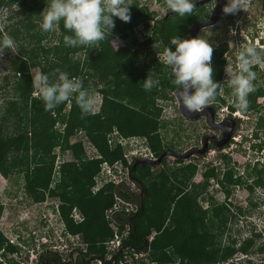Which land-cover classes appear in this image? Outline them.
<instances>
[{
  "label": "trees",
  "instance_id": "16d2710c",
  "mask_svg": "<svg viewBox=\"0 0 264 264\" xmlns=\"http://www.w3.org/2000/svg\"><path fill=\"white\" fill-rule=\"evenodd\" d=\"M15 4L16 13L23 15L27 12L28 18L4 26L0 29V37L7 34L15 41H28L30 47L24 49L21 44L11 62L14 74L21 76L15 82L13 97L6 101L0 116V174L4 177L21 174L23 189L36 204L42 203L46 196L56 200L58 217L66 231L78 236L85 247L75 250L74 264H119L124 258L123 248H127L129 254L148 251L154 264H219L237 251L246 252L255 241L253 238L245 240L240 250H236L235 242L221 244L228 221L227 203L210 205L206 210L199 206L198 199L207 189L208 182L217 178L214 167L206 169L202 183L192 184L196 166L190 163L170 173L165 170L153 172L148 164L129 165V177L140 191L139 201L134 199L136 196L132 192L121 190L113 183L96 190L103 163L109 166L117 162H121L123 167L127 165L123 159L126 148L116 141L109 143L114 132L124 138L144 141L157 158L170 151L160 138L161 109L156 106V100H167L169 94L175 91V86L156 55L167 46L174 50L169 41L183 29L177 30L173 18L155 21L151 30L146 28L144 40L138 43L131 31L135 22L140 19L146 23L154 16L146 7H139L133 2L129 8L130 21L126 23L113 17L115 27L109 39L101 42L98 48H69L63 42V36L70 34L63 28V22L58 26V38L49 45L42 44L45 35L33 31L36 27L32 19L38 18L37 12L41 10L37 0H0V9ZM149 32L150 35L146 36ZM115 36L122 38L124 46L114 51L110 41ZM218 48L213 52L211 63L213 80L222 87L224 61L221 55L227 51V45L222 44ZM144 51L147 53L142 57ZM29 67H37L48 74L60 69L70 77L80 78L91 94L97 93L101 98L99 107L82 116L73 97L67 112H64L67 102L53 111H45L40 98L37 95L33 97L35 89L28 74ZM150 70L158 72L160 84L151 92H146L142 81ZM50 78L55 80L54 75ZM221 87L216 101L219 106L225 104L219 97ZM256 95L254 92L249 94L248 111L255 109ZM231 110L234 111V108ZM9 120L10 124L17 123L15 131H8L9 126L5 123ZM58 123L63 126L62 131L56 127ZM78 130L84 132L85 140L70 143ZM87 144L95 151L88 152V159L85 156ZM57 148L62 153L69 152L71 159L61 162L58 179L55 181L53 178V182L54 151ZM211 148L216 149L214 146ZM218 159L225 160L227 156L221 154ZM223 175L219 184L228 197L230 187L239 185L240 178H236L229 169ZM260 181L259 178L255 184ZM51 182L53 187H50ZM248 189L252 190V187L248 186ZM116 193L125 200L135 202L138 212L114 217L119 230L128 224L130 231L123 239L120 251L112 253L107 260L106 243L113 237V230L104 213L113 206ZM72 210L80 215V222L70 217ZM1 213L0 205V217ZM19 250L0 232V264H6L7 259H12ZM44 257L45 253L39 254L36 264H59V254L54 253L46 260Z\"/></svg>",
  "mask_w": 264,
  "mask_h": 264
},
{
  "label": "rangeland",
  "instance_id": "374dc122",
  "mask_svg": "<svg viewBox=\"0 0 264 264\" xmlns=\"http://www.w3.org/2000/svg\"><path fill=\"white\" fill-rule=\"evenodd\" d=\"M46 2L47 0H37V4L41 7V10L37 12L38 18H33L32 21L36 27L33 31L45 35L42 44L49 45L56 41L59 33L58 27L50 32H42L40 30L41 18L39 14L46 7ZM128 2L131 4L129 8L133 5V2H136L139 7H146L148 12L152 13L154 16L153 19L148 18L146 23H143L139 19L131 29L133 39L141 43L145 38L144 34L146 33V28L147 30H151V26H153L154 22L160 21L165 16L167 12L166 0H128ZM263 2L264 0H250V7L247 10V14L256 19L264 17ZM27 4L29 5L28 2ZM5 9L8 10V15L2 19L0 29L4 26H11V24L16 23L21 18L24 20L28 18L27 12L23 15L16 13L17 4L12 7L0 9V13ZM184 18H187V16ZM177 19L178 21L175 23L177 30H182L185 27V19L183 20V18L180 17ZM246 24L247 21L241 18L240 12L235 15L225 14L222 20L213 28L202 31V37L207 38L208 42L213 47L223 43L226 44L228 48L226 56L229 57V59H225L222 73L224 82L219 91V97L225 101V104L218 107L215 116V122L217 123L230 116L227 106L235 99L229 94L226 95L224 89L227 87L229 73L238 71L236 64L231 65L232 62L236 63L233 37L234 35L238 36L239 32H246L244 27ZM233 32L235 34H233ZM149 35L150 32L146 36ZM112 40L118 45L116 50L124 46V42L120 36H115ZM15 44L16 47L13 52L5 50L4 55L0 57V116L6 101L13 97L15 82L21 76V74H14L11 68V62L21 44H23L24 49L30 47L28 41L21 39L16 40ZM110 45L115 50L112 41H110ZM144 52L142 57L147 53V51ZM161 53L162 52H159L156 55L158 60ZM37 70H39L37 67H29L28 74L31 80V72ZM253 70L257 73V79L254 81V84L256 88H258L257 90H260L264 87V65H256V69ZM255 94H262L255 102V109L246 113L239 112V118L236 117L239 121L225 124L224 134H226L229 139L222 146L224 147L223 151L211 148L213 145H209L208 138H205L206 136L212 135L222 140L223 137H220V133L222 135L221 128H212L203 117L188 119L185 116H181L176 100L171 94H169L167 100H156V106L161 108V116L159 118V134L161 141L165 148L170 149L172 152H176L179 154V157L165 156L160 162H157L158 158H156L154 163L148 164L151 166V171L160 172L165 170L167 173H170L180 170L183 166L190 163L196 166L195 174L190 182L192 184L202 183L204 181L203 174L206 169L210 167L219 168L218 181L223 180L224 175H222V173L228 169L233 171L236 178H240L239 185L230 187L228 197L224 195L221 185L217 184L218 181L210 180L204 194L198 199L199 206L202 210L208 209L210 205H218L221 203L228 204V221L224 230L225 234L221 239L222 245L235 242L234 246L237 248L236 250H240V245H242L245 240L249 239L250 236L255 240L251 243L246 252L237 251L229 259L219 264H264V167L259 165L256 166L255 169L250 170V165L253 162L252 160L255 154L245 150L244 147L237 144V142L244 139L245 135H250L251 131L255 136L263 137L264 139V93L258 91ZM93 95L96 98V104L93 109L94 112L99 107L101 98L97 93H93ZM35 96L36 95L33 93V97ZM69 105V102H67V107L64 112L68 111ZM234 112H238L236 108ZM5 124L9 126L8 131H15L17 123L10 124L9 120ZM56 127L60 131L63 130V126L59 123L56 124ZM16 130H18V128ZM81 140H85L84 132L78 130L70 139V143L81 142ZM137 140V138L132 139L130 141L132 147L127 146V149L133 148L139 151L138 146L140 143ZM205 143H208L207 150L203 153L198 152L204 147ZM86 146L88 147V151L85 152L86 155H84L87 158L88 152L95 153V151L88 144ZM246 147L247 146H245V148ZM54 153V162L56 163V166L54 164L55 169H59V163L67 162L71 159L70 153L67 151L62 153L57 148ZM221 154H226L227 159H218V156ZM176 159L181 161L177 162ZM263 160L264 154L261 156V161ZM136 164L142 163H139V160H134L131 166ZM53 177L55 181L58 179V175H54ZM259 178L261 181L256 185L255 182ZM54 180L53 182H55ZM53 182H51L50 187H53ZM96 182L98 184L97 187L103 185L102 182ZM248 186H251L252 190L248 189ZM23 188L24 179L21 174H14V176L9 177H4L0 174V205L2 207L0 232L6 240H9V242L20 248L19 253L12 259H7L8 261L5 260L6 264H9V262L36 264L38 255L44 253V260L48 257H52V255L56 253L59 254V264H74V258L77 252L73 250L72 244L79 243L80 239L78 237L79 241H75V239L71 237L72 241L69 239L66 242L62 232L61 236H59L60 239H57L56 234H60L61 226L59 223L58 226L54 225L57 220L56 200L46 196L42 203L36 204L26 195ZM118 188L130 191L125 184H121ZM136 194L137 196L134 199L139 201L141 199L140 192L137 191ZM74 220L78 223L80 219L74 216ZM256 234L258 236H255ZM54 239L56 241H53ZM46 240L49 241L50 246L43 245V242H46ZM60 241L66 242L67 245L60 244V247H56V243H60ZM82 248L84 249L85 247ZM259 249L262 250L260 251ZM71 253L72 256H70ZM244 254H247V257H245L246 255ZM124 256H126V258L124 257L123 260L127 259V261H129V253H127V255L124 254ZM138 258H140V256ZM140 259L141 261L137 260L133 264H154L150 260L149 255L145 256L144 254ZM124 264H128V262Z\"/></svg>",
  "mask_w": 264,
  "mask_h": 264
},
{
  "label": "clouds",
  "instance_id": "9594fccd",
  "mask_svg": "<svg viewBox=\"0 0 264 264\" xmlns=\"http://www.w3.org/2000/svg\"><path fill=\"white\" fill-rule=\"evenodd\" d=\"M249 2L250 0H227L226 5L222 8L224 14L235 15L240 12L241 18L247 21L246 26H244L246 32H239L238 36L234 35L233 37L236 63L232 62L231 65L236 64L238 71L235 73H229V84L233 90V96L235 98L233 103L238 112H234L235 108L234 111L229 112L231 117V121L229 122H233L234 120H236V122L239 121V112L246 113L249 110V94L254 92L255 95V93L259 91L254 84V81L257 79V73L253 69H256V65H264V17L256 19L249 16L247 14V10L250 7ZM195 4L196 0H166L167 10L174 12L175 16L180 18L193 15L196 9ZM130 5L131 4L128 0H47L46 7L39 14L41 18L40 30L42 32H50L63 22V28L66 32L70 33L63 36V42L66 47L98 48L101 42L109 39L112 29L115 27L113 17L126 23L130 21ZM262 7L264 8V2ZM7 15L8 10H3V12L0 13V20ZM233 34L235 33L233 32ZM111 41L116 50L118 47L117 43L112 39ZM169 44L174 46V50L170 49L168 46L165 47L159 56V61L168 70L171 82L175 86V91L170 94L175 98L179 109L182 108L184 110V115L187 114L190 116L193 113H200L207 106H212L216 103L218 90L221 87V84L213 80L214 70L211 64L214 50L213 46L208 42L207 38L202 36L188 39H181L178 36H174L170 39ZM15 47V41L11 36L4 34L0 37V57L4 55L5 50L13 52ZM223 59L228 60L229 57L226 56L223 57ZM31 75L32 84L36 90L34 95H37L43 102L45 111H53L61 104L69 102L70 99L74 97L75 103L79 107L82 116H86L93 112L96 98L87 88L84 87L83 81L80 78L70 77L67 72L61 71L60 69H56L54 74H48L37 70L31 72ZM50 75H54L55 80L51 79ZM223 82L224 79H222V83ZM159 84L160 79L157 71L150 70L142 81L143 90L146 92H151L154 88L159 87ZM260 92L264 93V89L262 90L261 88ZM260 95L262 94L256 95L255 102ZM218 107L219 105L217 106V111ZM180 114L183 116L182 113ZM222 134H224V129L222 130ZM138 141L140 143L138 146L139 151H142L144 148L149 150L144 141ZM237 144L244 147L245 150L255 154L254 159L252 160L253 162L251 161L250 170L255 169V167L259 165L264 167V160L261 161V156L264 154L263 137H257L252 134L251 131L250 135H245L244 139L237 142ZM245 146L247 147L245 148ZM218 148H222L220 151H223V147ZM152 154L153 158H141L136 160H139V162L143 160L154 161L157 157L154 156V153ZM54 164L56 166L55 162ZM60 164L61 163L58 165ZM58 170L59 169L54 168L52 180L54 175H59ZM211 180H213V178ZM134 184V190L130 184H125V186L130 189V192H132L134 196H137L136 193L139 191V188H137L136 183ZM105 185L106 184L103 186ZM114 185L118 187L121 184ZM117 196H119L118 193H116L115 197ZM126 201L135 204V202L131 200ZM135 205L137 207L135 213H115L112 215V218L114 219L116 215L128 216L136 214L138 212V206L137 204ZM56 214L57 223L54 225L58 226L59 223L61 226L60 234H56L57 239H60L59 236H61L62 232V235L65 236H63V238L66 242L69 239L72 241V238H74L75 241H79L78 236H73L66 231L63 222L58 217L57 207ZM74 216H77L80 219V215L75 210H72L70 217H72L73 220ZM80 221L81 220H79V222ZM114 221L116 224L117 221L115 219ZM126 225L129 227L128 224H124L123 230H119L118 225H115L118 234L122 235L121 242L119 248L116 250H111L109 246V242L113 237L106 243L107 260L111 258L112 253L120 251L121 243L123 239L128 236L130 231L129 227L127 234L124 235ZM250 238L253 237L250 236ZM151 239L152 238L150 237L149 241H151ZM53 241L56 240L54 239ZM66 242L60 241V243H56L55 246L60 247V244L66 246ZM43 245L50 246L49 241L46 240V242H43ZM72 247L73 250H78L83 249L82 247L84 246L79 242L73 243ZM121 250H123V257H126L124 254L127 255V248ZM133 254H145L146 256L148 255V251H142L140 253L133 252L132 254H129V257L133 258ZM244 255L247 257V254ZM138 260L141 261L140 258ZM124 261L125 259L119 263ZM136 261L137 260L134 262ZM91 264H97V262H92Z\"/></svg>",
  "mask_w": 264,
  "mask_h": 264
},
{
  "label": "built area",
  "instance_id": "2783aa9c",
  "mask_svg": "<svg viewBox=\"0 0 264 264\" xmlns=\"http://www.w3.org/2000/svg\"><path fill=\"white\" fill-rule=\"evenodd\" d=\"M132 139H136V138H124L122 136H119L116 132H114L111 135V137L109 139V143L116 141L119 145L126 148V150L123 154V159L126 161L127 165L123 167L121 162L114 163L112 166H109L108 164L103 163L101 166V172H100L101 176L99 174V177H97L98 182H102L103 185L107 184V183H114V184H118V183L128 184V183H130V185H132L131 187L133 189L135 188V184L129 178V171L127 169V166H129V165L131 166L132 161H134L136 159L153 158V154L145 148L142 151L141 150L138 151V150H135L133 148L127 149V146L132 147L131 142H130ZM98 158H100V157H98ZM97 185L98 184L96 182V190L103 186V185H101L100 187H97ZM136 211H137V207L135 204H133L129 201H126L119 196L115 197V202H114L113 206L109 210L106 211V213H105L106 220H108L110 227L114 231L113 239L109 242V246H110L111 250H116L117 248H119L120 242H121V237H122V235L118 234L117 228L115 227L116 224H115L114 219L112 218V215L115 213L131 214V213H135ZM128 230H129V227L126 225L124 235L127 234ZM143 255L144 254H133V258L130 257L129 261H127V259H125L124 262H121L119 264H124L127 262H128V264H133L135 260L139 259L138 258L139 256L141 258V257H143Z\"/></svg>",
  "mask_w": 264,
  "mask_h": 264
},
{
  "label": "flooded vegetation",
  "instance_id": "af4514ba",
  "mask_svg": "<svg viewBox=\"0 0 264 264\" xmlns=\"http://www.w3.org/2000/svg\"><path fill=\"white\" fill-rule=\"evenodd\" d=\"M202 0H196V4H195V11H194V13H193V15H191V16H187V18H183V20H184V22H185V27L183 28V30L182 31H180L179 32V34L177 35L179 38H181V39H188V38H192V28H194L195 26H196V24H199V23H204V22H206V21H208L210 18H211V16H212V14L214 13V12H216V8H217V1L218 2H222V3H224V6L226 5V3H227V0H215V3H214V0H208V1H206L205 3H203V4H200L199 2H201ZM207 6H209V7H207ZM264 10V9H263ZM225 14L224 13H222L220 16H219V19H218V22L217 23H219L221 20H222V17L224 16ZM169 17H171V18H173V20L176 22V21H178V16L176 17L175 16V13L174 12H171V11H168L167 10V12H166V14H165V16L161 19V20H166L167 18H169ZM216 23V24H217ZM215 24V25H216ZM215 25H213V26H210V27H204V28H200L198 31H197V33H196V35H195V37H197V36H202V31L203 30H205V29H210V28H213ZM184 30H186V32L184 31ZM223 43H221V44H218L217 46H215V47H213V52H215L217 49H219L218 47H219V45H222ZM174 47V46H173ZM228 53V48H227V51H225L222 55H221V58H222V60L224 61V64H225V60L223 59V57H226V54ZM212 56H213V54H212ZM212 64V63H211ZM222 73H223V71H222ZM228 78H229V76H228ZM222 79H223V76H222ZM262 89H264V87H262ZM259 91H261V89L259 90ZM227 94H229L230 96H232V97H234L233 96V90H232V88H231V86H230V84H229V79H228V82H227V87H226V95ZM217 106H218V103L216 102V103H214L212 106H207V107H210V108H212V110H213V119H212V125H219V127H217L218 129H220L221 128V131L223 130V129H225V124L227 123V122H229V121H231V117L230 116H228V117H226L224 120H221V121H219L218 123L217 122H215V116H216V114H217ZM206 107V108H207ZM235 106H234V103L231 101L230 103H229V105L227 106V109H229V112H231L232 110H231V108H234ZM204 109V115H203V118H205V120H206V122H207V117L210 115V112H212V110H210V109ZM182 113V112H181ZM205 116V117H204ZM233 120V119H232ZM233 122H236V120H234ZM212 128H214V127H212ZM216 129V128H215ZM223 135V134H222ZM222 135H221V133H220V137L222 138ZM206 138H208V143H209V145H213L214 147H216V149L218 148V144H220V142H221V139L219 138V139H217L215 136H212V135H209V136H206ZM207 143V144H208ZM206 144V145H207ZM207 148H208V146H207ZM218 169L219 168H215V174H216V176H217V178H218V174H219V172H218ZM224 173H222V175H223ZM217 178H213V180H216V181H218L217 180ZM217 184H219V181L217 182Z\"/></svg>",
  "mask_w": 264,
  "mask_h": 264
},
{
  "label": "water",
  "instance_id": "95a60500",
  "mask_svg": "<svg viewBox=\"0 0 264 264\" xmlns=\"http://www.w3.org/2000/svg\"><path fill=\"white\" fill-rule=\"evenodd\" d=\"M206 1H208V0H202L201 2H199L200 4H203V3H205ZM223 6H224V3H222V2H218L217 1V8H216V12H214L213 14H212V16H211V18L208 20V21H206V22H204V23H199V24H196V26L194 27V28H192L193 30H192V38H195V35H196V33H197V31L200 29V28H206V27H210V26H213V25H215L217 22H218V19H219V16L223 13L222 12V8H223ZM206 109H210V110H212V108H210V107H207ZM180 111L182 112V114H183V116H185L186 118H188V119H194V118H198V117H200V116H203L204 115V110L202 111V112H200V113H193V114H191L190 116L189 115H187V114H185L184 115V110L182 109V108H180ZM212 119H213V110H212V112H210V115L207 117V123L209 124V126H211V127H214V128H217V127H219V125H212ZM206 138V137H205ZM228 137L227 136H225V134H223V139L221 140L222 142L220 143V144H218L217 146L218 147H222L223 145H224V143H226L227 141H228ZM207 150V145H206V143H205V145H204V147L201 149V150H199L198 152H200V153H203V152H205ZM179 154H176V153H172V152H165V153H163L161 156H160V158H158V160H157V162H160L161 160H162V158L163 157H165V156H176L177 158L179 157L178 156ZM139 163H142V164H151V163H154V161H140Z\"/></svg>",
  "mask_w": 264,
  "mask_h": 264
}]
</instances>
